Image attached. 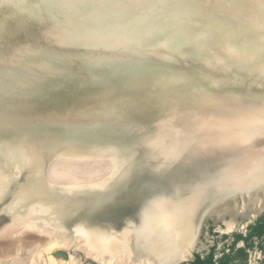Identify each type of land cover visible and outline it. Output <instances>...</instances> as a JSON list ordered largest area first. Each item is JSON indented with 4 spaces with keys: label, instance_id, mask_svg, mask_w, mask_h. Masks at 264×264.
I'll list each match as a JSON object with an SVG mask.
<instances>
[{
    "label": "rangeland",
    "instance_id": "obj_1",
    "mask_svg": "<svg viewBox=\"0 0 264 264\" xmlns=\"http://www.w3.org/2000/svg\"><path fill=\"white\" fill-rule=\"evenodd\" d=\"M16 1L7 0L3 4L0 2V16L6 15L8 12H13L15 15L11 21L5 15L0 18V41L3 38V29L6 25H13L20 14H26L31 8L37 10L44 2L43 0H22L23 3L19 2L21 0ZM61 1L57 0L58 6L68 7L65 10L69 17L77 11L90 13L92 10L100 9L103 11V17L110 18L112 26L118 32H125L126 35L134 37V40L121 45L102 43L97 40V37L102 33L103 27L97 26L96 23L90 24L87 27L89 29H75L74 33H70L67 30L68 28H63L64 25L56 21L49 23L47 20L45 21L44 19L48 18L45 16H42L41 19L37 18L39 24L35 28L33 25L27 27L23 24L24 28L20 26L16 30L8 32L7 38L4 39H6L5 42L9 41L11 46L7 47L5 51L0 47V86L3 88L6 85L9 88L11 86L15 88L28 86L24 89L29 90L33 84H40V86L43 84V88L41 87L43 96L34 102L31 97H35L37 92L27 90L21 92L22 95L16 102L9 103L7 106L6 104L0 105V134H11L15 138L18 137L17 139H22V135H24V138L30 139V141L40 139L41 143L50 142L51 150L55 155L46 159L39 171L46 178L45 184L54 189L55 193H52L57 198H53L60 205L74 202L75 198L87 193V196L85 198L83 196L80 201V205L84 207L82 213H78L80 218L86 219L88 214H91L99 217V219H95L103 221V223L106 219L114 218L118 220V217L130 220L144 218L149 215L147 212L151 207L157 202L159 203L160 199L165 198L164 194L166 192L164 187L153 184L152 180H149L148 186L153 188L155 197L142 190H139V194H136L134 188L128 185L127 187L123 182L130 178L120 176V174H127L128 166L133 160L132 157L125 159L124 154L120 152L116 157L117 151L111 147L98 150V148L89 149L86 145H80V138L85 133H96L95 135L100 133L115 135L118 133V139H120L124 136V133L128 134L133 128L141 131L138 128L141 124H144L148 129L152 128L154 131H159L160 127L166 126L164 123L168 122L169 119L182 116L185 111L192 112L198 117H204L206 114L211 116L216 110L212 106L216 103L256 106L257 108L241 110L240 113L249 112L245 116L255 117V113L260 111V115L257 116L260 117V124L264 126V108L260 110L256 101L264 96V63L254 62V58H256L254 50H261V43L264 45V30H261L264 27V1L249 0L245 4H235L228 0H207L206 5L203 6L204 9L198 10V13L204 16L208 12L215 13L216 11L220 21L206 23L205 25L202 23L201 18L197 16L187 22L185 25L186 30L181 26L177 27L178 22L172 21L168 24V16H173V13H167L165 16L160 13L156 14L157 11L152 13L157 6H165L166 4H160L161 2H158V0H79L75 3L68 0ZM4 6L7 7L4 8ZM219 7L223 11H220ZM144 13L147 16L140 15ZM96 19L94 15L90 16L92 22ZM126 20L128 24L124 23ZM242 22L249 29L239 27ZM210 24H213V28ZM214 24H216V27ZM104 26V28H107L106 25ZM226 27H228L227 29L230 30L231 34L237 35L239 44L222 47L225 50L222 53L210 50L208 37L205 35V33L207 34L206 30L222 31ZM201 35L203 37L200 38ZM195 40L200 43L203 40L204 44L201 47L193 48L191 44L195 46ZM142 43L146 48L142 47L144 46ZM162 43H165V45H162ZM196 56L198 58L202 56L201 60H197ZM220 56L222 57L220 58ZM2 57H4L3 60ZM34 58L35 60H33ZM58 61H61V63ZM227 61L233 64L232 69L225 70L216 67V64H224ZM201 63L203 64L202 67ZM231 63L230 65H232ZM247 67L248 69H244ZM66 68L70 71L66 72L68 71ZM190 68L191 70H189ZM121 72H123V75ZM222 72L228 73H226V76H221ZM68 74H72L70 80L67 78ZM125 75L126 79H124ZM132 75L135 76L132 77ZM73 76H77L76 79L74 77L73 80ZM139 77L140 80L137 81L136 79H139ZM157 78L158 80H156ZM202 79L205 80L201 81ZM140 81L144 85L140 86ZM193 81L195 83L199 82V84H193ZM221 82H224V84ZM233 82L239 83L241 87L232 94L231 92L226 94L225 89L222 88L232 85ZM59 83L61 84L59 85ZM46 86L47 89L44 88ZM143 86L144 88H141ZM188 86L197 90L187 95L186 88ZM50 88L51 91L53 89L54 91L51 92ZM207 88L208 93L206 92ZM140 89L146 91V96L145 93H142L145 97L141 94L143 98L138 95V93L143 92ZM149 92L152 94L148 95ZM11 93L15 94L13 91ZM228 93L230 94L228 95ZM233 94H236V100ZM147 95L148 98H146ZM82 96L83 98H81ZM203 101H206L209 106L201 108ZM23 104L25 105L24 108L22 107ZM50 105L58 106L51 108ZM74 105H76V108H73ZM145 106L147 107L145 108ZM6 107H8V110ZM39 107L41 109L43 107V109L41 110ZM52 109H55L56 112ZM20 111H23V113ZM146 112L150 114H146ZM112 117L113 119H110ZM104 118L106 119L104 120ZM64 121L78 122L72 123L73 126H66ZM106 123L108 127H105ZM65 127H69L70 132ZM72 127L77 132H73ZM60 135H64L63 141L60 139ZM256 137L253 139L264 138V131ZM176 138V134L163 136L158 140L154 138L148 145L174 144ZM67 145L78 146L88 154L85 157L79 155L80 157L77 156V159H75V156H72L74 159L70 157L68 160L63 159L64 161L56 159L59 148ZM146 148L144 146V149ZM137 151V148L132 147L126 150L129 155ZM163 153L164 155L170 153V149L161 152V157ZM23 162L25 163L26 159ZM148 162L145 168H133L136 171L132 170L131 173L136 175L131 176L132 181L145 178L143 177L144 173L150 171L153 166L152 161L148 160ZM120 164L121 166H119ZM63 166L74 172L71 174L74 178L76 177V180L74 179L75 187L71 186L74 182L70 180L52 184L49 181L50 179H47L48 174L46 175V173L50 171V167L60 168ZM3 171L10 172V175L14 177L19 185H25L27 182L32 183V180L29 181L25 178L22 166L18 168L17 161L8 164L6 167L0 166V176ZM255 173L251 171L250 175ZM247 177L250 178L251 176ZM150 179H153V177H150ZM242 180L244 182L246 179ZM256 183L255 187L251 189L246 190L242 187L243 189H235L229 194V188H222L221 194L223 195L221 197L202 204L193 214H190V217L193 215L194 225L188 240L181 243V246L178 239L173 240V248L152 250L148 243L133 238L123 237L122 240L117 241L114 238L115 230L112 229L116 226L106 221V224H102L98 229L110 230V235L104 240V243L97 244V246L101 245L100 247L94 246L89 240L82 238V236L85 237V233L80 236L79 232L81 230L78 231L74 228L66 217L61 216L60 218L57 215V219L54 221L52 220L54 217H51L49 211L41 212L39 210L36 212L30 210L32 206L38 205V202L42 204L45 199L43 193L38 196L34 195L22 207H20L22 204L17 207L15 204L14 206L5 205L6 208H3V205L8 202L9 191L14 194L20 191L18 187L13 191L9 190L8 181H4L0 194V264H264V180H257ZM59 196L60 198H58ZM132 196L137 198L132 199ZM126 197H128L127 200ZM170 202L173 206L180 204L178 200ZM123 204H126L127 207ZM161 213L155 211L151 215ZM27 223H31V225H27ZM132 228L137 232L136 229L138 230V228H134V226ZM113 242L114 244L111 245L110 243ZM178 242L179 244H177Z\"/></svg>",
    "mask_w": 264,
    "mask_h": 264
},
{
    "label": "bare ground",
    "instance_id": "obj_2",
    "mask_svg": "<svg viewBox=\"0 0 264 264\" xmlns=\"http://www.w3.org/2000/svg\"><path fill=\"white\" fill-rule=\"evenodd\" d=\"M5 1H7V0H0V2L2 4ZM14 1H16V0H14ZM21 1H19V2L23 3V1L22 2ZM43 1H44L43 4H41L39 7L37 6L39 9L36 7L37 10H35V9H32L30 7L31 9L26 14L23 13V14H20L18 16L17 21L13 25H10V26L6 25L5 26V28L3 29V31H4L3 36H2L3 38L0 41V47L2 49H4V51L7 47L11 46L10 42L9 41H8L9 43L5 42L6 39H4L5 37L7 38L8 32L16 30L17 28H19L23 24H25L27 27L33 25V27L35 28V26L37 24H39V23H37V18L39 17L41 19L42 16L48 17L47 19H44L45 21L47 20L48 23L51 21H56L57 23L64 25L63 28L64 27H66V29L68 28L67 30L70 31V33H74L75 29H77V30L89 29L87 27L90 24L96 23L97 26L103 27L102 33L100 35H98V37H97V40H99L102 43H114L117 45L118 44L121 45V44H124L126 42H132V40H134L133 39L134 37H131V35H126L125 32L124 33L118 32V30H116V28L114 26H112L111 19L108 17H107L108 19L103 17V15H102L103 11H101L100 9L99 10H92L90 13H87V12L84 13V12L77 11L75 14H73L69 17L68 14L66 13V10H65V8H68V7L64 8L62 6L61 7L58 6L59 4H58L57 0H43ZM68 1H70L71 3L72 2L75 3L79 0H68ZM228 1L235 3V4H239V3L245 4V3H248L249 0H228ZM261 1H264V0H261ZM31 2H33V1H31ZM158 2H161L160 4H163V3H166V4H165V6H162V5L157 6L156 10L152 13H156V11H157L156 14L160 13L164 16L167 13H170V14L173 13L174 14L173 16H168V19H169L168 24L172 23V21L178 22L179 25H177V27L181 26V28H183L184 30H186L185 25L187 24V22L191 21L193 18H195L197 16H199L201 18L202 23L205 25H206V23H216V22L220 21V17L216 11H215V13L208 12L207 14H204V16L200 15L198 13V10L200 11V9H204L203 6L206 5L207 0H158ZM16 3L18 4L17 1H16ZM6 7L4 6V8H6ZM9 10H7V11H9ZM72 10H73V8H72ZM219 10L221 11L222 9L219 7ZM4 15H1L0 18L2 16L4 17ZM92 15H94L97 18L96 21H94V22H92L90 20V16H92ZM140 15L141 16H145V15L147 16L146 13L140 14ZM64 16H66V17H64ZM5 17L7 19H10V21H11V20H13L15 15L13 12H8L5 15ZM33 22H35V23H33ZM108 23H110V24H108ZM124 23L128 24V21L126 20V21H124ZM104 25L107 26L108 30H106L107 28H104L105 27ZM210 25L213 28V24H210ZM214 26L216 27V24H214ZM24 27L25 26H22V28H24ZM239 27H243L244 29H246V28L249 29V27H247V25L244 22H242V24ZM227 28L228 27L223 28L222 31H224V32L218 31V30L217 31L206 30L207 31V34H206L205 33L206 31L205 32L203 31L205 33V35H207V37H208L210 50H214L215 52L217 51L218 53H222V51H225L222 49V47H226L229 45L235 46V45L239 44L238 40H237V35L231 34L230 30H228ZM43 29H45V28H43ZM187 29H189V28H187ZM261 30H264V27ZM261 33H263V32H261ZM200 34H201V32H200ZM13 35H15V34H13ZM68 35L71 36L72 34H68ZM202 35L200 36V38L203 37ZM248 35H249V33L247 34V36ZM9 38H12V37H9ZM200 38H198V39H200ZM224 38H225V40H224ZM194 39H195V37H194ZM158 41H159V38H158ZM185 42H186V40H185ZM151 44H153V43H151ZM180 44H182V43H180ZM194 44H195V46H193L191 44V46L193 48H195L197 46L201 47L202 44H204V42L202 40V42L200 43V42H197V40H195ZM153 45H156V44H153ZM162 45H165V43H162ZM142 47L144 48L145 45ZM149 47H150V45H149ZM211 47H213V48H211ZM254 51H255L254 53L256 55V58H254V60H255L254 62L255 63H264V45L261 43V50L255 49ZM130 52H131V50H130ZM196 54H198V53H196ZM199 55H200V53H199ZM199 55H197V56H199ZM104 56H106V55H104ZM193 56H192V58H193ZM221 57L222 56H220V58ZM40 58H42V57H40ZM200 58L197 57V60L198 59L201 60ZM3 59H4V57H2V60ZM33 60H35V58ZM58 60H60V59H58ZM147 60H149V59H147ZM156 60H158V59H156ZM59 63H61V61ZM202 63H203V61H202ZM202 63H201V67L203 66ZM230 63L231 62L227 61L224 64H216V67H220L221 69L228 70L233 66V64L231 63L232 65H230ZM21 64H22V62H21ZM197 65L200 66L199 63H197ZM188 66H190V65H188ZM194 66H196V65H194ZM2 67H4V66H2ZM234 67H236V66H234ZM4 68H7V67H4ZM8 68H10V67H8ZM19 68H21V67H19ZM109 69H110V67H109ZM166 69L168 70V68H166ZM244 69H248V67L244 68ZM67 70L68 71H66V72L70 71L69 69H67ZM169 70H170V68H169ZM189 70H191V68ZM251 70H250V72H251ZM179 71H178V73H179ZM236 71H237V69H236ZM7 72H9V71H7ZM35 72H38V71H35ZM121 73L123 75V72H121ZM127 73H129V72H127ZM174 73H177V72H174ZM182 73H183V71H182ZM226 73H228V72H222L221 76H226ZM44 74H45V72H44ZM4 75H5V73H4ZM71 75H69L70 77L67 76V78H69V80L71 78ZM109 75H111V74H109ZM240 75H241V72H240ZM133 76H135V75H132V77ZM47 77H50V76H47ZM53 77H55V76L53 75ZM74 77L76 79L77 76H73V80H74ZM137 77H138V75H137ZM193 77H195V76H193ZM196 77H198V76H196ZM61 78H62V76H61ZM67 78H65V79L67 80ZM169 78H171V77H169ZM124 79H126V75H125ZM166 79H168V78H166ZM205 79H202L201 81H203ZM230 79L232 80V78H230ZM20 80H22V79L20 78ZM136 80L137 81L140 80V77H139V79H136ZM156 80H158V78ZM207 80H208V78H207ZM142 81H144V80H142ZM38 82H40V81H38ZM122 82H123V80H122ZM199 82H200V79H199ZM199 82H197V83L199 84ZM225 82H226V80H225ZM21 83H23V82H21ZM26 83L28 84V82H26ZM123 83H125V82H123ZM197 83L194 82L193 84H197ZM246 83L248 85V82H246ZM259 83H260V81H259ZM60 84L61 83H59V85ZM222 84H224V82ZM141 85H144V84H142V82L140 81V86ZM191 85H192V83H191ZM247 85H246V87H247ZM31 86H32V88H30L29 90L24 89V88H27L28 86L16 87V88L13 86H11L9 88L7 85L4 88L0 86V105L3 106L6 104V106H7L9 103L16 102L19 99V97L22 95L21 92H24L27 90L31 91V92L34 90V92H37V95L35 97H31L32 99H34V102L36 101V99H40L43 96V93L41 92V87L43 86V84L41 86H40V84H38V85L33 84ZM151 86H154V85L151 84ZM195 87H198V86H195ZM239 87H241L239 85V83L233 82L232 85H228L227 87H223L222 89H225L226 94H227V92H231V94H232V92L238 90ZM243 87H245V86H243ZM252 87H253V85H252ZM44 88L47 89V86ZM141 88H144V86ZM191 88L192 87H190V86H188L186 88L187 95L192 93L194 90H197V89H191ZM10 89H12V90H10ZM56 89L58 90V87ZM111 89H112V87H111ZM140 90L143 91L145 89H140ZM11 91L15 92V94H12ZM50 91H51V88H50ZM53 91H54V89L51 92H53ZM207 91H209L208 88L206 89V92ZM72 92H73V90H72ZM247 92H248V90H247ZM101 93H100V95H101ZM117 93H118V91H117ZM142 93L143 94L145 93V96H146V91L140 92V93H138V95L141 96ZM236 93H238V92H236ZM249 93H251V92H249ZM147 94L149 95L150 92ZM217 94H221V93H217ZM229 94L230 93H228V95ZM148 95L146 98H148ZM257 95H259V94H257ZM87 96H91V95H87ZM143 96H141V97L143 98ZM199 96L201 98L200 93H199ZM248 96H249V94H248ZM136 97H137V95H136ZM245 97H246V95H245ZM81 98H83V96ZM84 98H85V96H84ZM234 99L236 100V96L234 97ZM153 100H152V102H153ZM20 101H21V99H20ZM245 101H247V100L245 99ZM256 101H257L258 108H260V110H262L264 108V96L260 97V99H258ZM150 102H151V100H150ZM36 104H38V103H36ZM58 105H60V104H58ZM58 105H56V106L50 105V106L52 108V107H57ZM207 105H208V103L206 101H203L201 103V108H203L204 106H207ZM24 106L25 105L23 104L22 107L24 108ZM146 107L147 106H145V108ZM212 107H214L216 110L214 109L215 112L211 116L206 114L204 117H198L197 115H195L192 112L185 111L186 113L184 112V114H182V116H179L176 118L174 117L173 119H169L168 122L164 123L166 126H162V128L160 127L159 131H154V129H152V128L148 129V128H146V126H144V124H141L139 127L137 126L138 128L141 129V131H138V129L133 128V129H131V132H129L128 134L124 133V136L120 137V139H118V133L115 135L114 134L110 135L108 133H100L98 135H95L96 133L95 134L94 133H85L80 138V145H86V146H88L89 149L98 148V150H105L106 148L111 147L117 151V153L115 155L116 157H118L117 156L118 152H120L121 154L123 153L124 154L123 156L125 159L127 157L128 158L132 157L133 160L128 166L127 174H125V175L120 174V176L122 178H125V177L130 178L129 180L123 181V182L126 184V186L128 185L129 187L134 188L136 194H139V190H142L143 192H148V194L155 197V195H153L154 194L153 188L148 186V183H150L149 180H152L153 184L164 187V189H166V192L164 194L165 198L160 199L159 203L157 202V204H155L153 207L150 208V210L147 212V214H149L148 216H146L144 218L142 217L139 219H135V220L121 219L119 217H118V220H116L114 218L105 220L107 223L113 224L114 226H116L115 228H112V229L115 230L114 238H116L117 241L123 237H125V238L129 237L131 239L133 238L134 240L136 239L137 241H143L145 243H148V245L151 247L152 250H162V249H167V248H171V247L173 248V245H172L173 240L176 241L178 239V241L180 242V246H181V243L185 242V240H188L189 236L191 235V231H193V225H194L193 215H191V217H190V214H193L202 204L211 202V201L216 200L219 197H221L223 195V194H221L222 188L223 189L229 188V192H228V194H229L233 190L239 189V188L241 189L242 187L245 188L246 190L248 188L251 189L252 187H255V185L257 184L256 183L257 180H264V138H258L257 140L253 139V138H257L256 135L259 136L260 134H262V131H264L263 130L264 126L262 124H260L261 123L260 117L257 116V115H260L259 114L260 111H259V113H255L256 114L255 117H251V116H245L249 112L240 113L241 110L251 109V108L256 107V106H252L250 104L246 106L245 104L239 105L236 103H231V104H229V103H221V104L216 103ZM73 108H76V105H74ZM6 109L8 110V107H6ZM42 109H43V107H42ZM13 110H15V109H13ZM52 110L55 111V109H52ZM12 111H11V113H12ZM15 111H18V110H15ZM23 111H20V112L23 113ZM30 111H31V109H30ZM145 111H147V110H145ZM151 112H153V111H151ZM21 113H20V115H21ZM238 113H240V114H238ZM146 114H150V113L146 112ZM22 115H24V114H22ZM142 115L144 116V114H142ZM137 117L139 118V116H137ZM145 117H146V115H145ZM106 118L108 119V117H106ZM106 118H104V120ZM110 119H113V117ZM47 121H49V120H47ZM59 122H61V121L59 120ZM76 122H78V121H75V122L72 121L71 123L68 121H64V125L73 126L74 124L72 125V123H76ZM44 123H46V122H44ZM66 123H69V124H66ZM136 125H134V126H136ZM87 126H90V125H87ZM93 126H95V125L93 124ZM96 126H98V124H96ZM114 126H118V125H114ZM114 126H112V127H114ZM60 127H61V125H60ZM78 127H81V126H78ZM105 127H108L107 123H106ZM40 128L43 129L42 127H40ZM66 128H67V131L70 132L69 127H65V129ZM74 129L75 128H73V132H77V131H74ZM71 132H72V130H71ZM171 134H176V137H177L175 140L176 142L174 144H166V145H160V146L155 145V144H153L152 146L148 145V143H150V141L152 142V140L154 138H156V140H158V139H160V137L168 136ZM63 136H61V138H60L62 141H63ZM24 137L25 136L22 135V139H17L18 137L15 138V136H12L11 134L10 135H7L5 133L2 135L0 134V166L6 167L8 164H11V163L17 161L18 162V168L22 166V168L24 170L25 178L29 181L32 180V183L27 182V183H25V185H21V184L19 185L15 181L14 177L10 175V172L3 171L2 175L0 176V179H1L0 194H1L2 189H3L4 181L5 182L8 181L9 190L13 191L17 187L20 189V191L17 194L11 193L9 191L8 202H6L3 205V208H6V206H9V205L14 206L15 204H16V207L22 204L20 206V207H22L24 204L29 202V199H31L34 195L38 196L40 193H43L45 199L42 202V204H41V202H38V205H35L34 207L32 206L31 208L29 207L30 210L36 211V212L39 210L41 212L49 211V212H51V217H54V218H52V220H54V221H55V219H57V215L60 218H61V216H64L67 218V221H69L70 224L74 228H76L78 231L81 230L79 232L80 236H82L81 234H83V233L86 234L85 237L82 236V238L89 240L90 243L93 244L94 246H97L98 243H104V240L106 238H108L110 235V233H109L110 230L109 231L108 230H101V229H98V227L101 226L102 224H106L105 221L103 223V221L97 220V219H99V217H95L91 214H88V217L86 219H82L78 216V213H82V210L84 208L83 206L80 205L81 198H83V196L85 198L87 196L86 195L87 193L86 194L84 193V195H82V196H78L79 198H75L74 202L71 201L72 203L70 202L67 205H64V204L60 205V203L58 201L54 200V198H57V197H55V194L52 193V192H54V189H51V186L49 187L48 185L45 184L46 178L41 175V172L39 171V169L42 168V165L46 161V159H48L49 157H52V155H55V154H53V150H51L52 146H51L50 142L47 141L48 143H46V142L41 143L40 139L36 140V141H30V139H27ZM69 141H71V140L69 139ZM60 143H58V144H60ZM56 146H57V143H56ZM144 146H146L147 148L144 149ZM130 147L137 148L138 151L134 154L130 153V155H129V154H127L126 150H128ZM57 149H58V147H57ZM168 149H170V153H167L165 155L163 153V156L161 157L160 156L161 152H163V151L166 152ZM86 154H88V153L84 150H81V148H79L78 146L67 145L65 147L62 146L61 148H59V150L56 154L57 158L56 157L55 158L61 159V160H63V159L68 160L70 157L75 156L76 157L75 159H77V156L84 155L83 157H85ZM22 159L23 160L26 159V162H25L26 164L23 162ZM111 159H109V160H111ZM148 160L152 161L153 166L150 169V171L144 173L143 177H145V178L132 181L131 176H133L135 173L133 174L131 172H132V170L136 171V169H133V168L134 167H137V168H143L144 167L145 168L146 165L149 163ZM105 161H108V160H105ZM82 163H84V162H82ZM108 164H110V163L108 162ZM62 165H64V164H62ZM119 166H121V164ZM110 167H111V164H110ZM117 167H115V168H117ZM115 168H113V170H115ZM118 168H121V167H118ZM49 170L50 171H47L48 173H46V175L48 174L47 179H50L49 181H51L52 184L57 183V182L59 183L61 181L67 182V180H70L71 182H74L71 186L75 187L74 186L75 185L74 179L76 177L74 178L72 176V174L74 172L73 171L71 172V170L69 168H66L64 166L60 167V168L50 167ZM251 171L256 172V173L253 175H250ZM34 172H35V174H34ZM247 176H251V177L248 178ZM150 177H153V179H150ZM242 179H246V180L243 182ZM240 182H243V183H240ZM156 185H154V186H156ZM42 189H43V192H42ZM135 197L132 196L131 198L133 199ZM58 198H60V196ZM127 198L128 197H126L125 199L127 200ZM173 200L174 201L178 200L180 202V204L173 206L172 203L170 202ZM123 205L126 206V204H123ZM36 206H38V207L35 209ZM155 211H159L162 213L158 214V215H154V214L151 215ZM197 212H199V211H197ZM95 218H97V219H95ZM48 221H49V219H48ZM15 222H16V220H15ZM29 224L31 225V223H29ZM29 224L27 223V225H29ZM49 224H51V223L49 222ZM17 226H19V225H17ZM34 226H35V224H34ZM36 226L38 227V224ZM133 226H134V228L135 227L138 228V230L136 229L137 232H135V230H133V228H132ZM27 227H29V226H27ZM130 230H132V231H130ZM179 242L177 244H179ZM110 244L113 245L114 242L110 243ZM111 245H110V247H111ZM100 246L101 245H99L97 247H100ZM102 248H103V245H102ZM107 249H109V248H107Z\"/></svg>",
    "mask_w": 264,
    "mask_h": 264
}]
</instances>
